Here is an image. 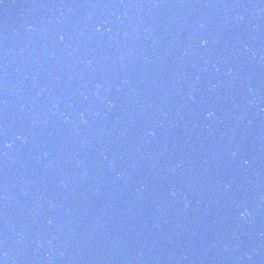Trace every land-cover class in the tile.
<instances>
[{
	"label": "water",
	"instance_id": "water-1",
	"mask_svg": "<svg viewBox=\"0 0 264 264\" xmlns=\"http://www.w3.org/2000/svg\"><path fill=\"white\" fill-rule=\"evenodd\" d=\"M0 264H264V0H0Z\"/></svg>",
	"mask_w": 264,
	"mask_h": 264
}]
</instances>
